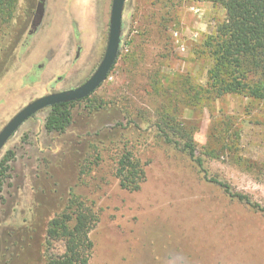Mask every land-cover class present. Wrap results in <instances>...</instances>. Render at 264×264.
I'll use <instances>...</instances> for the list:
<instances>
[{"label":"rangeland","instance_id":"1","mask_svg":"<svg viewBox=\"0 0 264 264\" xmlns=\"http://www.w3.org/2000/svg\"><path fill=\"white\" fill-rule=\"evenodd\" d=\"M37 2L18 0L0 25V132L35 100L84 85L108 45L113 0H47L32 36ZM225 17L219 0H126L116 65L71 106L72 125L49 134L45 109L0 152V166L13 155L0 192V264L63 254L47 232L72 197L99 217L89 264H264L262 213L206 181L158 129L193 132L210 177L264 208V100L209 91L206 42ZM126 150L146 170L137 192L116 177Z\"/></svg>","mask_w":264,"mask_h":264},{"label":"trees","instance_id":"2","mask_svg":"<svg viewBox=\"0 0 264 264\" xmlns=\"http://www.w3.org/2000/svg\"><path fill=\"white\" fill-rule=\"evenodd\" d=\"M219 1L226 17L218 24L215 36L206 42L208 54L214 61L209 91L217 98L236 94L264 100V0ZM17 7L18 0H0V25L11 21ZM46 7L47 0H38L29 22L30 35H35L42 26ZM195 96L199 97L200 93ZM74 103L51 108L45 122V130L49 134H64L72 125L70 109ZM158 129L167 144L191 159L206 181L222 188L230 200L264 216V208L248 196L236 193L229 184L210 177L203 158L207 154L199 148L193 132L165 122L159 124ZM12 158L13 155L8 154L1 163L0 192L3 190V173L8 170L7 165ZM116 177L123 189L140 191L146 180L144 164L133 152L126 150L116 163ZM98 222V214L87 202L72 197L65 213L50 222L47 232L48 245L61 242L64 253L49 255L45 264H89L94 249L90 234Z\"/></svg>","mask_w":264,"mask_h":264},{"label":"water","instance_id":"3","mask_svg":"<svg viewBox=\"0 0 264 264\" xmlns=\"http://www.w3.org/2000/svg\"><path fill=\"white\" fill-rule=\"evenodd\" d=\"M125 3L126 0H113L108 45L95 74L76 89L39 98L21 110L0 132V152L20 127L37 113L56 105L84 100L103 85L119 57Z\"/></svg>","mask_w":264,"mask_h":264},{"label":"flooded vegetation","instance_id":"4","mask_svg":"<svg viewBox=\"0 0 264 264\" xmlns=\"http://www.w3.org/2000/svg\"><path fill=\"white\" fill-rule=\"evenodd\" d=\"M34 117V116H33Z\"/></svg>","mask_w":264,"mask_h":264}]
</instances>
